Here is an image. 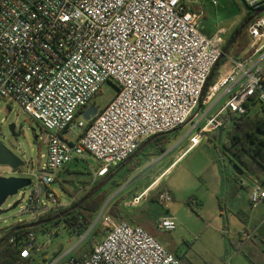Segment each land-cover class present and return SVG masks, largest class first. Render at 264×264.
I'll return each instance as SVG.
<instances>
[{
	"label": "built area",
	"instance_id": "built-area-1",
	"mask_svg": "<svg viewBox=\"0 0 264 264\" xmlns=\"http://www.w3.org/2000/svg\"><path fill=\"white\" fill-rule=\"evenodd\" d=\"M242 1L251 11L264 6V0ZM210 3L217 6L216 0ZM202 17L192 0H0V101L16 104L49 132L41 139L46 159L37 177L53 203L48 213L64 208L48 188L56 172L90 155L98 162L93 178L104 177L144 140L183 127L205 89L209 102L228 86L237 87L202 127L189 130L184 153L197 147L204 134L217 131L226 110L242 115L252 102L264 106V67L251 62L264 48V13L247 25L252 53L242 60L224 55L229 68L204 91L222 58L226 30L206 35ZM104 83L114 87L112 98L84 121L82 112ZM77 116L79 134L68 141L63 133ZM247 179L249 204L264 202V189ZM30 187L26 206L44 208L40 187ZM156 201L166 206L170 191L161 188ZM98 220L105 229L100 241L63 264H179L142 226L115 220L105 208ZM157 228L172 231L176 224L165 217ZM8 241L23 260L39 250L32 233Z\"/></svg>",
	"mask_w": 264,
	"mask_h": 264
},
{
	"label": "rangeland",
	"instance_id": "rangeland-1",
	"mask_svg": "<svg viewBox=\"0 0 264 264\" xmlns=\"http://www.w3.org/2000/svg\"><path fill=\"white\" fill-rule=\"evenodd\" d=\"M192 1L203 11L201 19L203 33L209 35L217 29H225L223 42L249 12L242 0H216L217 6L215 7L211 5L210 0ZM193 9L198 8L193 6ZM245 38L249 44L248 36L245 35ZM248 46L247 51L252 53V50H248ZM263 51L264 49L256 56ZM228 68V63L223 58L213 74L211 83L216 79L218 73L225 72ZM114 91L112 84L104 83L100 92L90 100L89 105H93L99 110L112 98ZM214 98L208 104L201 105L189 123L177 131L167 134L166 138L169 140V144L165 146V159L173 152V150L170 151L173 146H175L174 150L186 146L187 137L185 135L195 124L198 128L202 127L206 119L224 105L223 99L216 101ZM259 107L260 105L256 104L252 112L258 110ZM196 110L197 107L193 113ZM78 121L79 117L77 116L71 127L63 133L66 140H76L79 134L76 127ZM11 124L15 127V137H12L9 131ZM196 127L193 131H196ZM227 131L225 128L222 129L216 140H214L215 132L204 134L201 143L186 157L180 159L176 163L178 165L171 172L164 174L166 176L162 185H168L174 192V199L171 202L166 206H161L155 201H151L150 198L153 195L154 198L157 197L160 191V188L156 187L145 197L139 199L138 203H135L136 207L130 209L129 217H124L122 220L142 226L155 239L164 243L167 249L177 254L181 264H264V202L255 206L249 204V180L240 178L244 180V184L238 190L237 200L231 203L225 199L221 206L222 208L225 206V210H220L214 200L215 190H212V185L217 174L220 153L223 150L221 143L226 140ZM48 134L49 132L45 131L38 121L23 114L16 104L0 101V142L24 162V166L17 171L0 166V176L29 178L34 187H40V193L43 194L42 205L52 209L53 203L44 195L43 186L37 180L39 170L44 166L46 159V145L41 139H46ZM34 135L37 136L36 140L33 139ZM151 162L145 164L140 170L130 173L110 196L121 187L122 191L107 201L109 196L102 203L100 209L105 206L106 212L115 220H119L108 212V208L115 204L114 202L120 194H122V198L130 195L135 198L147 188L149 185L148 167ZM162 162L159 163V166ZM221 165L227 171L236 174V170L227 158H222ZM97 166L98 162L90 155H86L83 162L70 166L69 171L72 174L63 173L58 179L56 178V181L48 186L56 196V202L64 207L71 200L74 202L87 192L89 186L78 185V189H75L76 187L64 182L63 179L71 180L74 183L89 181L90 172H93ZM56 173L58 174V172ZM59 183L64 187V192ZM31 189V187H27L20 190L17 194L8 197L0 206V236L10 230L11 223L5 219L26 208V200ZM22 193H24V198L20 201ZM193 196L200 201V206H195ZM17 201L19 204L16 208L10 209ZM118 205L119 203L115 205V208L120 210ZM167 207H170V215L175 219L176 228L170 232L159 231L153 226L158 217L166 212ZM98 213L99 211L94 219V221L97 219L95 224L82 234L70 232L62 222L47 225L45 232H36L34 243L39 247V250L32 251L33 261L31 264H47L49 262L63 264L72 256L76 257L84 251H88L93 244L100 241L105 231L98 220ZM32 218L30 214H26L19 219L28 221ZM245 227L249 233L253 234V237L241 248L239 247L240 249L235 250L232 241L238 242V233Z\"/></svg>",
	"mask_w": 264,
	"mask_h": 264
},
{
	"label": "trees",
	"instance_id": "trees-1",
	"mask_svg": "<svg viewBox=\"0 0 264 264\" xmlns=\"http://www.w3.org/2000/svg\"><path fill=\"white\" fill-rule=\"evenodd\" d=\"M250 15V13L246 14L244 18L239 22V24L234 28L232 33L223 43L222 49L231 40L240 24H242ZM245 35H247V26L242 30L239 37L227 51V56L242 60L247 58L251 54L250 51L244 52L248 46ZM237 56H239V58H237ZM223 58L224 57H222V59ZM222 59L219 60L216 66H218ZM205 93L206 89L203 92L200 104L205 96ZM224 128L228 131L226 140L221 143L223 150L220 154L222 158L226 157L236 170V174L232 173L230 176H227L224 174L222 167L219 166L220 172L222 173L225 181L228 183H232L235 189H237L241 188V186L239 185L240 178H253L264 189V106L260 105L259 109L254 112L250 111V108L248 106L246 108V112L242 115L236 114L230 110H226L221 115V125L214 135V140L218 139L221 130ZM65 132L66 131H64V133ZM166 136L167 135L164 134L158 138H155L149 145L157 144L161 141V143L158 144L156 150L160 152L165 151V146L168 143ZM141 153L142 151L139 152L131 161L126 163L122 168L121 166L123 165V163L116 168L109 170V172L102 178L93 180L92 172H90L91 177L89 181L74 183L71 180H63L64 182H67L70 185L76 187L75 189H78V185L89 186L90 188L80 198L61 209V212L76 204L102 180L110 178L98 192H96L92 197L82 203L77 209L67 213L61 220L41 225L32 229L13 232L3 243L0 244V264H30L28 263V259H21L18 256L17 250L15 249L14 245L9 243L8 240L12 236H16L18 238V236L27 233L35 234L38 231L44 232L47 229L45 228L47 225H52L57 222H62L65 226L68 227L70 232L82 234L83 232L87 231L92 225L102 203L111 195L115 188L119 187L126 180L130 173L135 171L140 166L141 163L138 160V157L139 155H141ZM73 164H76V162H71L62 170H64V172L68 174H72V172L69 171V168ZM117 169H119L118 172L114 174ZM59 185L61 189L65 191L64 187L60 183ZM122 197L123 196L121 195L116 198L114 202L115 204L108 208V212L119 218V221H122L125 216L120 210H117L115 208V205L119 203V200ZM150 200L156 202V196L154 198L153 195ZM55 215H57V213L46 212L42 213L40 217L41 219H50ZM3 237L4 235L0 236V239ZM80 256L81 254L77 257Z\"/></svg>",
	"mask_w": 264,
	"mask_h": 264
},
{
	"label": "crops",
	"instance_id": "crops-1",
	"mask_svg": "<svg viewBox=\"0 0 264 264\" xmlns=\"http://www.w3.org/2000/svg\"><path fill=\"white\" fill-rule=\"evenodd\" d=\"M203 29V27H202ZM214 33V32H213ZM211 33V34H213ZM209 34V35H211ZM264 49V48H263ZM244 52H247V49L244 51ZM264 52V51H263ZM261 53L260 55L256 56V54L260 53H256L252 59H251V62L252 63H258L260 66L264 67V53ZM217 69V66H215L211 76H210V79H209V82L207 83L208 85L211 84V80H212V77H213V74L215 73V70ZM223 73V72H222ZM218 74H221V73H218ZM215 81V80H214ZM213 81V82H214ZM212 82V83H213ZM236 85H230L228 86L226 89L220 91L217 96L215 97L216 98V101L220 100V99H223L224 100V103L226 102L227 98L229 97V95L231 93H233L235 90H236ZM214 98V99H215ZM211 101V100H210ZM209 101V102H210ZM209 102H206L205 99L203 98L202 99V102H201V105H204V104H208ZM255 102H253L251 105H249V108H250V111L253 110V107L257 104H254ZM201 108V107H200ZM189 132V131H188ZM216 133V132H215ZM188 134V133H187ZM187 134L185 135V137H187ZM167 135V134H166ZM184 137V138H185ZM168 140V139H167ZM145 141V140H144ZM143 141V142H144ZM208 141V140H207ZM151 143V142H150ZM149 143V144H150ZM161 143L158 142L157 144H152V145H147L143 150H142V153L141 155H139L138 157V160L140 161V166L136 169L137 171L140 170L145 164H147L148 162L152 161L151 164H149L150 166L148 167L149 169V175H148V182H149V185L147 186V188L144 190H148V192H150L152 189L156 188V187H159V188H166L170 191L171 195H172V200L174 199V192L171 190V188L166 185V184H163L162 185V182L164 180V174H168L169 172L172 171V169H174L178 164H176L180 159H183L184 157H186L192 150H194V148L187 152V153H184L185 151V148L187 146H184L182 148H179L177 150H174L175 149V146H173L171 148L170 151L173 150V152L171 153L170 156H168V158L165 159V151L163 152H160V151H157L156 148L158 147V144ZM169 144V140H168V143L167 145ZM226 158V157H225ZM162 162V164H160L159 166V163ZM73 162H76V161H73ZM219 164L217 166V174H216V177L214 179V183L212 185V190H215L214 193H213V196H214V200L216 201V204L218 206V208L220 210L224 209L225 210V206L224 208H222V204L223 202L225 201V199H227L229 202H233L234 200H237L236 197H237V193H238V190L241 189V188H237L235 189L234 185L232 183H228L225 181L222 173L220 172V167H222L223 169V172L225 175L227 176H230L232 174V172L230 171H227L223 165H221L222 163V157H220L219 159ZM80 162H76V164H78ZM230 163V162H229ZM176 164V165H175ZM231 164V163H230ZM175 165V166H174ZM233 167V166H232ZM234 168V167H233ZM235 169V168H234ZM63 173H66L64 172V170L58 172L57 174V179L59 178V176ZM68 174V173H67ZM92 177H93V172H92ZM66 178H69V177H66ZM64 181L65 180H68V179H63ZM94 180V178H93ZM156 182V183H155ZM61 188V187H60ZM63 191V190H62ZM122 191L121 190H117L115 193V195L119 194L120 192ZM64 192V191H63ZM146 193V194H147ZM112 194V195H113ZM145 194V196H146ZM122 194H120L119 196H121ZM118 196V197H119ZM144 196V197H145ZM194 199V204L195 206H200V201L198 199H196V197H192ZM132 196H124V198L120 199L119 200V205L118 207L120 208V210L123 212L124 216L125 217H129V213H130V209H132L133 207H136L135 204H133L132 202ZM73 201L71 200L70 203L68 205H70ZM157 203V201H156ZM158 204V203H157ZM67 205V206H68ZM66 207V206H64ZM170 207L166 208V212L162 215H160L158 217V219L156 220V224L153 226V227H156L157 230L159 231H164L162 229H158L157 228V224L158 222L165 218V217H170V218H173L171 215H170ZM175 221V219H174ZM130 224H133V223H130ZM137 225V224H136ZM152 229V228H150ZM147 231V230H146ZM45 232V231H44ZM148 232V231H147ZM170 232V231H168ZM149 233V232H148ZM150 234V233H149ZM34 235V234H33ZM251 237H253V234L252 233H249V231L247 230V228L245 227L244 229H242L239 233H238V242H234L232 241V245L234 246L233 248L235 250L237 249H240L241 246H243L244 244L247 243V241H250L251 240ZM36 240V236L34 235V242ZM164 247L165 249L172 255L176 256L178 259H179V264H181L180 262V257L171 252L169 249L166 248V246L164 245V243H162L161 241H159ZM240 247V248H239ZM34 251V250H33ZM87 252V251H84V253ZM83 254V253H82ZM81 254V255H82ZM32 253H31V256L30 258L28 259V263L31 264V262L33 261V257H32ZM79 256V255H78ZM75 257V256H74ZM77 257V256H76Z\"/></svg>",
	"mask_w": 264,
	"mask_h": 264
},
{
	"label": "water",
	"instance_id": "water-1",
	"mask_svg": "<svg viewBox=\"0 0 264 264\" xmlns=\"http://www.w3.org/2000/svg\"><path fill=\"white\" fill-rule=\"evenodd\" d=\"M249 12H251V15L242 23L240 24V26L238 27V29L236 30V32L234 33L233 37L231 38V40L227 43V45L222 49V56L226 55L227 51L231 48V46L233 45V43L235 42V40L239 37V35L241 34L242 30L250 23L251 20H253L255 17L261 15L264 13V6L260 9H257L255 11H251L248 10ZM213 70L210 72L205 86L203 88V91L207 85V83L209 82L210 76L212 74ZM201 104L199 103L197 105V110L190 116V118L185 122L184 125H186L187 123H189L192 118L196 115L197 111L200 109ZM97 108L93 105H88L87 108L82 112L81 117L84 121H90V119L94 118L95 115L97 114ZM179 128H176L175 130L168 132L169 133H173L175 131H177ZM9 131L12 137H15V127L13 124H11L9 126ZM33 131V130H32ZM164 134H156L154 136L149 137L148 139H146L144 142H142L139 147L136 149V151L129 156L125 162H123V165L121 166V168L128 163L129 161H131L139 152H141L150 142H152L155 138H158L160 136H162ZM33 139L36 140L37 136L34 135ZM0 166L2 167H7L13 171H17L20 168H22L24 166V162L21 160V158H19L17 155H15L10 149H8L5 145H3L0 142ZM120 169V168H119ZM117 169L114 174H116L118 172ZM113 174V175H114ZM108 179H104L102 180L98 185H96L94 188H92L82 199H80L76 204H74L73 206L67 208L66 210L60 212L59 214L55 215L54 217L50 218V219H43V220H39L36 222H31L33 219L37 218L40 214V212H44L46 213L48 211L47 207H44L42 209L38 208L36 210L31 209L29 206H26V208H24L21 211H18L12 215H10L7 219H5V221H9L10 224V230L4 235L3 238L0 239V244L3 243L8 236H10L13 232L15 231H19V230H27V229H32L41 225H45L48 224L50 222L53 221H58L61 220L65 214L74 211L75 209H77L82 203H84L86 200H88L90 197H92L96 192H98L109 180ZM32 185V181L29 178H22V177H2L0 176V206L5 202V200L10 197L13 196L15 194H17V192L19 190H22L24 188L30 187ZM121 188H119V190H121ZM118 190V191H119ZM115 194H113L112 196H110L108 200H110L112 197H114ZM19 204V201L15 202L10 209H14L16 208V206ZM103 208H105V206H103ZM102 209V208H101ZM26 214H30L33 218L25 221V220H20L19 218L23 217ZM97 220V219H96ZM96 220L93 222L92 226L95 224ZM23 223V224H21ZM21 224V225H19Z\"/></svg>",
	"mask_w": 264,
	"mask_h": 264
},
{
	"label": "flooded vegetation",
	"instance_id": "flooded-vegetation-1",
	"mask_svg": "<svg viewBox=\"0 0 264 264\" xmlns=\"http://www.w3.org/2000/svg\"><path fill=\"white\" fill-rule=\"evenodd\" d=\"M248 13L251 14V12H248ZM60 212H61V210L58 211L57 214H59ZM40 215H41V214H40ZM40 215H39L37 218L33 219L31 222H36V221H39V220H43V219H41ZM65 215H66V214H65ZM65 215H64V216H65ZM53 222H55V221H53ZM50 223H51V222H50ZM21 224H23V223H21ZM21 224H19V225H21ZM48 224H49V223H48ZM23 230H25V229H23Z\"/></svg>",
	"mask_w": 264,
	"mask_h": 264
},
{
	"label": "snow or ice",
	"instance_id": "snow-or-ice-1",
	"mask_svg": "<svg viewBox=\"0 0 264 264\" xmlns=\"http://www.w3.org/2000/svg\"><path fill=\"white\" fill-rule=\"evenodd\" d=\"M65 19H67V17H65Z\"/></svg>",
	"mask_w": 264,
	"mask_h": 264
},
{
	"label": "bare ground",
	"instance_id": "bare-ground-1",
	"mask_svg": "<svg viewBox=\"0 0 264 264\" xmlns=\"http://www.w3.org/2000/svg\"><path fill=\"white\" fill-rule=\"evenodd\" d=\"M156 183V182H155Z\"/></svg>",
	"mask_w": 264,
	"mask_h": 264
}]
</instances>
